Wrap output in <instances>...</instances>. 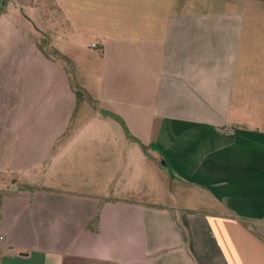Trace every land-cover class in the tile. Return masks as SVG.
<instances>
[{"label":"crops","instance_id":"crops-1","mask_svg":"<svg viewBox=\"0 0 264 264\" xmlns=\"http://www.w3.org/2000/svg\"><path fill=\"white\" fill-rule=\"evenodd\" d=\"M45 1L0 0V264H264V0Z\"/></svg>","mask_w":264,"mask_h":264},{"label":"trees","instance_id":"trees-1","mask_svg":"<svg viewBox=\"0 0 264 264\" xmlns=\"http://www.w3.org/2000/svg\"><path fill=\"white\" fill-rule=\"evenodd\" d=\"M12 1L20 2L21 0H12ZM38 1H39V0H38ZM43 1H44V0H43ZM2 2H4V1L2 0ZM30 2H31V0H30ZM4 3H6V2H4ZM61 58H62L64 61H67V59H66L65 57L61 56ZM74 91H75V94H76V97H77L78 100H80V99H85V100H87L91 105H93V106L96 105L94 98H93L92 96H90V95L88 94V92H86V91H85L84 89H82L81 87H79V86H77V85H74ZM113 116L116 117L115 115H113ZM116 118H117V117H116ZM117 119H118V118H117ZM127 135L130 136L129 134H127ZM130 137H131V136H130ZM141 146H142V148H143L144 151H147V146H146V145L141 144ZM94 220L97 221V216L94 218Z\"/></svg>","mask_w":264,"mask_h":264},{"label":"rangeland","instance_id":"rangeland-1","mask_svg":"<svg viewBox=\"0 0 264 264\" xmlns=\"http://www.w3.org/2000/svg\"><path fill=\"white\" fill-rule=\"evenodd\" d=\"M4 2H7V1H12V0H3ZM26 1H30V0H26ZM35 2V4L36 5H41V4H43V0H31V3H34ZM37 2L39 3V4H37ZM47 2H49V0H46L45 1V3H44V5L42 6V7H44L46 10H45V12H43L41 15H45V18L47 19V21L50 23V21L52 20V18L54 17V14L56 13V11H55V8L54 7H52L51 5H49ZM45 4H47V5H45ZM59 46H61V45H59ZM60 49V48H59Z\"/></svg>","mask_w":264,"mask_h":264},{"label":"built area","instance_id":"built-area-1","mask_svg":"<svg viewBox=\"0 0 264 264\" xmlns=\"http://www.w3.org/2000/svg\"><path fill=\"white\" fill-rule=\"evenodd\" d=\"M91 46H95V44H94V43H92V44H91Z\"/></svg>","mask_w":264,"mask_h":264}]
</instances>
